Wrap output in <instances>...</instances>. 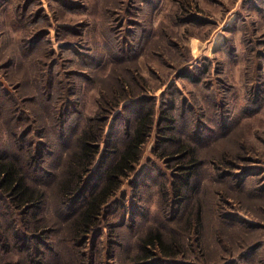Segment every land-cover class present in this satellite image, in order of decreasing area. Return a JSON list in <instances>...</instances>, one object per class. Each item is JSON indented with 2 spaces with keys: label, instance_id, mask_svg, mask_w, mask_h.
Returning <instances> with one entry per match:
<instances>
[{
  "label": "rangeland",
  "instance_id": "1",
  "mask_svg": "<svg viewBox=\"0 0 264 264\" xmlns=\"http://www.w3.org/2000/svg\"><path fill=\"white\" fill-rule=\"evenodd\" d=\"M47 69L66 88L76 125L81 117L106 116L92 189L115 162L108 145L122 149L147 113L152 126L95 238L77 248L62 242L67 214L56 213L48 190L49 205L37 217L59 233L37 246L29 239L20 252L28 264H77L86 253L96 264H130L153 229L178 252L170 259L177 264H264V0H0V112L17 101L23 114H41L30 99ZM106 100L115 103L113 112ZM47 131L53 142L43 167L51 171L68 143ZM190 163L186 186L180 177ZM12 259L19 256L0 252V264ZM152 262L165 264L156 256Z\"/></svg>",
  "mask_w": 264,
  "mask_h": 264
},
{
  "label": "trees",
  "instance_id": "2",
  "mask_svg": "<svg viewBox=\"0 0 264 264\" xmlns=\"http://www.w3.org/2000/svg\"><path fill=\"white\" fill-rule=\"evenodd\" d=\"M192 70L189 72L192 73ZM47 72V76L43 77L42 89L37 90L36 95L30 99L33 106L40 107L41 114L35 112V115L31 108L28 109L29 113L23 114L17 101H8L2 106L0 112L1 120L4 121L5 127L7 126L8 136L7 144L0 141V252L4 255L12 252L19 256V260L12 259L3 264H28L26 260L29 256L22 258L20 253L23 248H26L27 241L35 240V246H37L38 240L42 241L41 239L46 234L59 233V231L56 233L50 231L47 228L49 225L41 227L40 218L37 217L44 213L49 205L48 190L50 189L54 195L53 201L58 207L56 213H63L64 216L67 214L63 218L66 226L62 231L65 233L62 242L71 241V245L77 248L86 240L84 239L86 236L93 235L95 238L96 230L103 222L104 210L118 190L120 180L133 170L139 158L140 147L145 143L152 126L151 114L147 113L137 119L122 149L108 145L111 146L108 151L109 156L116 155L115 162L108 166L103 174L101 187L97 186L92 189L94 179L99 173L91 168L99 156L106 116L105 119L81 117L76 125L78 117L71 118L67 114L70 109L68 102L70 98L66 88L58 86V81L52 79L51 69H47ZM188 75L191 76V74ZM123 92V90L119 91V94L122 95ZM125 94L126 92L123 93L124 97ZM7 97L3 95L4 99H8ZM106 101L108 102L105 103L106 106L113 112L115 103L111 105V101ZM125 105L127 104L122 107ZM125 107L128 109L130 105ZM44 116L46 124L41 122ZM47 129L54 131L53 136L61 140L60 144L68 143L57 156L58 165L55 167L56 170H51L52 172L46 171L43 167L47 165V161L43 159L46 155L44 148L46 149L53 142ZM188 150L190 149L185 147V151L181 152L185 154L186 162L190 160ZM194 167L195 163H190L182 169L180 180L186 186L192 180L191 168ZM181 186L180 184L176 188L173 187L176 196L179 195ZM5 210L13 211L12 218L3 219ZM13 215H18V219H13ZM183 215L185 214L182 213ZM185 217L182 221L183 228L190 224V216L188 215L187 219ZM198 219L199 216L197 221ZM51 224L58 227L57 221ZM138 249V253L130 257V264H155L152 262V256H156L158 261L161 260L165 264H177L170 259L178 257V252L168 251L170 248L165 244L159 230H150L141 237ZM153 250H156V255H152ZM92 258L93 261H90L89 253L81 254V259L77 264H96L95 255ZM31 262L33 264V261ZM57 262L63 263L59 259L56 261V258L49 259L50 264H58ZM35 264L44 263L36 258ZM65 264H72V261Z\"/></svg>",
  "mask_w": 264,
  "mask_h": 264
}]
</instances>
